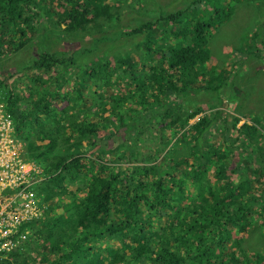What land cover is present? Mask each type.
Returning <instances> with one entry per match:
<instances>
[{"label": "trees", "instance_id": "trees-1", "mask_svg": "<svg viewBox=\"0 0 264 264\" xmlns=\"http://www.w3.org/2000/svg\"><path fill=\"white\" fill-rule=\"evenodd\" d=\"M62 1L64 11L55 13L58 19L53 21V15L49 16L53 12L54 1L0 0V102L5 101L13 113L16 131L28 149V156L41 164L45 171V178L38 187L41 204L45 207L44 220L32 223L31 239L22 248L2 257L0 264H70V261L71 264H110V258L121 264H264V252L249 260L246 251L243 254L245 259L239 251L249 240L247 234H252V229H247L245 224L256 214L253 210L255 203L245 194L252 192L255 184L264 177V143L256 141L262 136L264 126V91L242 90L243 100L234 109L239 117L233 115L228 119L222 116V120L218 114L221 111H217L216 118L209 113L185 129L182 136L172 138L170 151L165 154L168 162L162 170L159 165L151 164L152 159L148 155L140 154L141 145L151 149L150 145L145 146L143 137L147 136L148 132L144 130L151 126L152 121L146 120L143 128L142 124L138 125L140 118L131 117L130 122L122 127L126 120L121 112L122 94L118 95L119 98L112 95L106 99L101 97L104 106L107 103L111 105L117 119L113 121L114 125L128 136L126 141L116 143L119 146L110 136L111 139L106 141L100 127L90 123L86 116L77 123L75 117L65 119V110L59 113L58 108L51 107L52 98L58 102L72 100L70 94L61 96L55 90L63 91L75 84L73 88L83 96L90 85L111 90L110 79H115V76L117 81L114 84L121 88L124 83L121 79L127 76L126 90H131L135 83L139 84L134 103L142 107L138 109L142 118L144 111L149 107L152 109V105L157 110L164 107L158 114L160 117L169 115L173 105L165 100L174 95V108L185 111L174 127L177 135L178 128L182 129L202 112L201 106L186 109L185 99L203 85L199 83L198 69L205 66L209 58L205 44L209 33L221 25L222 17H233L239 1L250 3L237 10L235 14L238 17H253L255 12L251 5H257L264 17V0H171L169 5L174 9L152 1L158 7L155 12L130 10L126 17L117 11L113 15L112 10L119 6H105L103 3L107 0ZM204 6L211 10H197ZM104 18L117 22L109 27L110 34L95 38L88 47L74 51L65 48L66 40L74 42L93 30L104 32L103 24L99 23ZM260 20L256 22L253 37L264 44V21L263 18ZM121 28L129 29L128 36ZM157 28L165 33L163 37L158 38ZM120 32L125 35L122 34L121 38L115 36ZM34 34L38 35L36 41ZM41 37L48 47L40 43ZM113 37L115 40L111 41ZM123 38L143 49V52L140 50L143 63L140 61L138 68L134 67L136 59L128 55L125 67L121 66L123 60L114 61L117 68L111 63L112 46ZM103 40L112 46L105 45ZM156 45L161 55L158 49H154ZM252 49L253 56L261 63L260 69L255 71L256 77L264 74V55L259 48ZM94 55L99 57L95 59ZM146 63L150 64V75L144 72ZM72 64L77 65L80 74L76 71L73 76L69 75ZM28 72H32V78H27L32 84L27 87L28 96H24L14 87L18 83L16 79L23 80ZM214 74L212 70L207 76L210 80L204 78V82L211 85L207 95L215 96L214 102L221 105V90H228L232 85L220 74L213 77ZM247 75L254 78L252 71ZM14 77V84L10 85ZM262 85L264 83L260 79L259 86ZM45 91L48 101L41 96ZM86 99L88 96L85 102ZM245 114L257 119L253 124L246 122L238 127L240 115ZM106 120H111V117H106ZM212 127L220 134L218 143L209 144L205 139L208 150L204 152L198 132H208ZM236 129L241 136L254 140L257 146L252 149L255 157L245 158L248 160L246 165L238 164L230 169L231 174L240 170V180L233 184L228 170L232 159L220 149L227 145L228 154L234 151L241 138L233 134ZM69 130L73 132L70 136ZM44 134L49 139L47 144L42 141ZM188 143H192L191 149L196 153L198 148L199 160L195 159L193 163L181 160L185 151L180 146ZM163 146L164 143L160 142L157 148ZM107 155L116 159L114 163L137 160L145 166L136 168L132 165L131 170L130 167L123 169L121 163H117L116 167H111L103 162ZM251 164L254 170L250 168ZM209 172L218 178V185L209 183ZM157 174H160L159 178ZM187 178L195 182L197 193L194 194V202L182 207L176 198H172L173 217L160 215L163 222H160L159 229L153 231L158 226L151 221V214L155 213L145 208H156L164 202L161 197L166 195V191L183 187ZM262 185L264 187V183ZM260 190L262 195L258 194ZM254 192L257 203L264 207L263 188L259 187ZM185 198H189L188 193ZM58 209L62 211L58 212ZM259 217L264 223V213H259ZM261 226L257 224L253 231ZM260 236H264V231ZM99 241H111L112 245L97 248L95 243ZM68 250L74 253L72 260ZM96 251L101 253L100 259L98 254H93ZM90 254L92 258L87 257Z\"/></svg>", "mask_w": 264, "mask_h": 264}, {"label": "rangeland", "instance_id": "rangeland-1", "mask_svg": "<svg viewBox=\"0 0 264 264\" xmlns=\"http://www.w3.org/2000/svg\"><path fill=\"white\" fill-rule=\"evenodd\" d=\"M46 1H54L53 6L51 8L53 12H51L49 18L53 15L52 19L53 21H56L58 19V15L55 13L62 14L64 11V9L61 7V4L63 1L62 0H46ZM58 1H59V5H58ZM152 1H157L159 5H163V6L168 5L170 8L172 7L174 9L173 5H169V2H171V0H107V1H104L103 4L105 6H110L112 4L115 7L119 6L117 9L115 8L114 10H112V14L114 15V13L117 11L118 13L123 14L126 17L127 13H129L130 10H132L133 12H142V13H144L147 10L149 12H151V10L155 12V10L158 9V7ZM172 1H178V0H172ZM248 3H250V1H239L235 5V7L237 8H235L233 17L231 19L227 17L226 18L222 17L221 25L217 26L216 27L217 29H212L211 33H209V39L206 40V43H205L207 51L209 53V58H208L207 64L203 66L202 68L198 69V73H199L198 79L200 80L199 83L200 85L202 84L203 85L200 86L198 90L191 92L185 99L186 109L188 108L195 109L196 107L201 106L202 112H200L199 115L196 116L195 118L189 120L188 123L184 127H182V129L178 128L177 135L175 133L174 127L175 125L178 124L179 116L184 114L185 111L179 110V107L174 108L175 103L172 100L174 95L166 98L167 100H165V102L171 101L173 105L172 110H170L171 113L169 115L165 114V115H162V117H160L158 114L163 111L164 107H162L161 110H157L156 107L152 105V109L151 107H149L147 108V110L144 111L145 116L144 118H142L139 113L140 110L138 111V109L142 107L141 106L137 107L134 103V101H136L135 96L138 95L137 87L139 84L137 85V83H135L134 85L130 87L131 90L129 89L126 90V87H125L126 80L129 79L127 76L121 79L124 82V83L122 82L123 85L121 88L114 84L115 80L117 81V78L115 76V79L113 78L110 79V83L112 86L111 90H105L103 88H96L90 85L89 87L87 86L86 91L84 92L83 96L81 94H78L76 92V89L73 88L75 84L73 86H70L64 89L63 91L55 90L56 93H59V95L61 96H63L64 93L70 94L72 100H62L58 102L52 98L53 104L51 105V107L58 108L59 113L65 110L67 112L65 115V119H71L75 117L77 123H80L82 120H84L83 119L84 116H86V118L88 117L90 123L96 124L97 126L100 127V129L104 133L103 138H106V141L112 138V140H114L113 141L114 144L116 146H119V144H116V143L118 141L120 142L126 141V139H128V136L126 133H123L121 131V128L119 127L117 128L114 125L113 121L117 119H115V117L113 116L111 105L107 103L104 106L103 102L101 101V97L103 99H106V97H109L112 95V96L119 98L118 95L122 94L123 102L121 104H123V107H121V112L126 117V120L123 123L122 127H125L130 122L131 117L140 118L141 120L138 125L142 124L143 128H144V125L146 124V120L150 119V121H152L151 126L148 129L145 128L144 130L145 132H148L147 136L143 137V140H145V146L150 145L151 149H148L149 147H144L143 145H141L142 150L140 154L148 155L152 159L151 164L159 165V169L162 170L165 163L168 162V159L165 157V154L168 151H170L169 145L171 141L173 140L172 138L183 134L185 129L190 128L189 126L195 124L204 115L209 114V113L211 117L216 118L217 117L216 113H218L217 111H221L218 114L219 116H221L220 118L222 120H223V117H228V119H231L233 115L239 117V115L236 112H234V109H235V106L238 104V102L243 100L242 90L246 88L247 90L255 89L254 91L256 92L259 90L264 91V85L259 86L260 79H262L264 83V74L261 73L260 75H257L255 77L256 75L255 71L260 69L261 63H258V60L255 59L256 57L253 56L254 51L252 49V48H256V49L259 48L260 51H262L264 55V44H262L259 40L257 41L256 37H253V33H254L253 31L256 30V25H257L256 22H260L261 21L260 19L262 18L264 21L262 10H259L258 6L254 4L255 7L251 5V9H253L255 12V13L253 12L254 13L253 17L245 16L244 18H241L236 15L237 10L240 7L248 6L247 5ZM182 8L184 9L183 6ZM200 9H204L206 11L211 10V8L207 6H204V8L203 7L198 8L197 10H200ZM99 23L103 24L104 29H105L104 32L102 31L97 32L93 30L92 33L90 32L87 33L86 37L81 36L82 39L81 38L76 39V41L74 42L66 40L64 44L65 48H67L69 51H74V50L79 49L80 47H88L90 45V42L94 40L95 38L97 37L101 38L108 32L110 34L111 29L109 30V27L112 26V24L117 23V22L115 19L107 20L106 18H104L100 20ZM61 26L66 27L64 24H62ZM49 27L52 28V24H50ZM121 29L125 31L127 35V32L129 29L128 28H121ZM156 33L159 36L158 38L163 37L165 34L161 28H157ZM122 34L120 32V33L115 34V36L121 38ZM37 37L38 35L36 34L33 35V38L35 41L37 40ZM118 39H116V41ZM113 40H115V37H113L111 41ZM103 42L105 45H111V43L107 40H103ZM40 43L48 47V45L45 42V39L42 37H41ZM172 43L174 44L175 41H173ZM112 47L113 48H112L110 60L114 68H117L116 64H114V61H117V60L124 61V64L121 66L125 67L127 65L125 63V60L127 59L126 55H128L129 57H134L136 59L134 63V67L135 68L139 67V63L141 61L140 60V57H141L140 50L143 52V49H140L139 47H137L136 44L131 45L130 42L124 38L117 45L115 44ZM154 49H158L159 55H161V50L158 48V45L154 46ZM91 54H94V53L91 52ZM83 56H84V53H83ZM94 56H95V59L99 57L96 55ZM9 59L10 58H8L7 60ZM145 65H146V68L144 72L150 75L151 74L150 64L146 63ZM76 67H77L76 64H72V68L68 70V73L70 76H73V74L76 71H77V74L81 73V72H78V69ZM212 70L215 71V74L213 75V77L218 76L220 74L221 78H226V82L229 85H232V87L230 86L228 87V90L226 88L221 90L220 95L223 98L221 105H219L217 102H214L216 100L215 96L207 95V91L211 85L208 86L209 83L207 81L204 82V78L207 80H210V78H207V76L208 74L212 72ZM249 71L253 72L252 77L254 78H251V77L248 78L247 74ZM169 73H172V71H169ZM31 74L32 72H28V76L23 77V80H18L14 77L10 85L14 84L13 82L16 79L18 82L16 84V90L19 92H22L24 96H28L27 87L32 83L28 82L27 78L31 76ZM44 74H47V73L44 72ZM115 74L117 76H120V74L118 73H115ZM30 78H32V76ZM193 88L195 89L196 86H193ZM24 96H21V98L23 99ZM41 96L46 101H48V95L46 91L42 92ZM87 96H88V99H86V102H85V97ZM74 97L75 99H73ZM19 102L23 103L24 101L20 100ZM83 103H86V104H83ZM24 108H27V107H24ZM253 110L256 111L257 109H253ZM260 110H263V109L260 108ZM262 114L264 115V111L262 112ZM108 116L111 117V120H106V117ZM154 116H155V120H154ZM256 119L257 117L249 118L247 114L243 116L240 115V121L238 122L237 125L238 127H241L246 122L249 124H253ZM213 125L216 126L215 124ZM263 125L264 124L262 123V126ZM102 128H106V129H102ZM261 131H262V136L256 140L259 144L264 143V126L262 127ZM72 133H73L72 130H69L68 136L72 135ZM233 134L235 136L240 135L241 137L240 140L237 141L238 143L234 151L231 152V154H228L229 149L227 148V145L223 146L220 149V151L225 152V154L228 157H230V159H232L228 167V170H229L231 182L233 184H237L241 177V175L239 176L238 174L240 170L237 169L236 170L237 173L231 174L230 169H234L235 167L238 166V164L242 166L246 165V163H248V160H246L245 158H247L248 156H252L254 158L255 151L252 149L257 146V143H255L254 140H248L243 135L241 136L238 129H236V131H234ZM198 135L202 137V140H201L203 142V144L201 145L202 149L204 150V152H207L208 146L206 145L205 139L209 142V144L218 143V137L220 134L216 131L215 127H212L208 132H205V131L203 133L201 131L198 132ZM43 139L45 142L44 144L49 143V139L47 136H45V134H44ZM73 141H74V138H73ZM160 142L164 143L163 148H157V145H159ZM85 145L88 147V144L85 143ZM180 147L185 151V154L181 158V160L191 161L190 163H193L195 159L199 160L198 148H197V153H196L193 149H191L192 143H188ZM72 151H74V149H72ZM188 151H190L191 153H189ZM240 153H243V155H240ZM231 155H234V157L231 158ZM115 160L116 159H112V156L107 155L104 157L103 162L113 165ZM132 165L135 166L136 168L145 166L137 160L135 162L128 161L127 164L123 165V169H128L130 167V169L132 170ZM250 168L254 170V165L251 164ZM156 177L159 178L160 174H157ZM207 177L211 178V181H209L210 184L212 185L219 184L218 178L214 176L212 172H209ZM262 183H264V177L260 179V183L255 184V188L252 190V192L250 193L247 192L245 194L246 198L248 197V200L250 199L255 203L253 205V210L256 213L255 216L250 217L248 222L245 224L247 229H252V234L251 233L247 234V236L249 237V240H247L245 244H243L242 249L239 250L242 255V258H244L243 254L246 251V255L248 256L249 260L253 259L256 254L261 255L264 252V236L263 237L260 236L261 232L264 231V223H262V220L259 217V213H264V207L262 203H257L258 200L256 199V196H255L257 194L254 192L259 187L263 188L264 190ZM194 184H195L194 181H192L190 178H187L186 183L183 187H176L172 191H166V195L161 197V200L164 201L163 203L159 204L158 206H156V208L152 210H147L145 208L146 211L155 213V215L151 214V221H153L152 223H156V225L158 226H156V228L153 229V231L159 229L160 222H163L159 217L160 215H166L171 218L173 217L174 209H173V203L171 202L172 198H176L179 201V205L182 207L184 206L188 207L190 206V204L194 202V194L197 193V189L194 187ZM170 185L171 184L169 183V186ZM186 193H188L189 198H185ZM258 194L262 195L261 190L259 191ZM61 211L62 209H58V212H61ZM146 219L149 220V218L147 217ZM257 224L262 225L261 228L259 230L253 231V229L256 227ZM146 236H149V232H146ZM95 244L97 245V248L98 246L106 247V246L112 245L111 241H107V242L99 241L98 243H95ZM247 244H250V245H247ZM63 250L65 251V247ZM67 253H69V259L72 260L74 253L70 252L69 250L67 251ZM93 254H98V258L100 259L101 253L99 251L93 252ZM87 257L92 258L91 254L87 255ZM69 263L71 264V261ZM105 264H108V263H105ZM110 264H121V263H118L116 260H113L110 258Z\"/></svg>", "mask_w": 264, "mask_h": 264}, {"label": "built area", "instance_id": "built-area-1", "mask_svg": "<svg viewBox=\"0 0 264 264\" xmlns=\"http://www.w3.org/2000/svg\"><path fill=\"white\" fill-rule=\"evenodd\" d=\"M0 252L18 242L9 236L39 210L35 187L43 169L27 159L16 137L12 116L0 105Z\"/></svg>", "mask_w": 264, "mask_h": 264}, {"label": "clouds", "instance_id": "clouds-1", "mask_svg": "<svg viewBox=\"0 0 264 264\" xmlns=\"http://www.w3.org/2000/svg\"><path fill=\"white\" fill-rule=\"evenodd\" d=\"M26 88V87H25ZM14 89L16 90V86L14 87ZM17 91V90H16ZM18 93L22 94V92L17 91ZM28 92V90H27ZM23 95V94H22ZM0 105L3 107L4 111L8 114H10L12 116L13 119V123H14V131H15V135L16 137L20 140L21 144L23 145V149H24V154L27 155V159L32 161L33 163H35L36 165L40 166L43 169V173L41 175H39V178L41 179L40 182L37 184V186L35 187V192L37 193V196L39 198V210L33 215V217H31L29 220L23 221L18 227L17 229H15L12 234L9 236L10 239H13L15 241L18 242V245L16 247H14L13 249L7 251H2L0 252V259L2 257H7L8 254L13 253L14 251L22 248L23 244L26 241H29L31 239V237L33 236V229L31 227H33L32 223H37L39 221L44 220L45 217V207L41 204L42 199L40 198V195L38 193V187L41 185V182H43L44 178H45V171L44 168L41 164H39L38 162H36L35 160H31V158L28 156V149H26L24 142L19 138L20 134L17 133L16 131V126H15V119H14V115L13 113H11L8 109V105L5 102H0ZM88 118V117H87ZM200 120H198L197 122H199ZM43 143L44 140H42ZM47 143V142H46ZM27 145V143H26ZM97 148V147H96ZM96 150V149H95ZM191 162V161H189ZM117 163H121L120 167L123 168V165L127 164L125 162H117ZM117 163H113V165H111V167H116ZM123 163V164H122ZM107 165H110L109 163H107ZM16 234V235H13Z\"/></svg>", "mask_w": 264, "mask_h": 264}, {"label": "bare ground", "instance_id": "bare-ground-1", "mask_svg": "<svg viewBox=\"0 0 264 264\" xmlns=\"http://www.w3.org/2000/svg\"><path fill=\"white\" fill-rule=\"evenodd\" d=\"M205 5V4H204ZM242 112V111H241ZM1 113V112H0ZM243 113V112H242ZM53 160V159H52Z\"/></svg>", "mask_w": 264, "mask_h": 264}]
</instances>
